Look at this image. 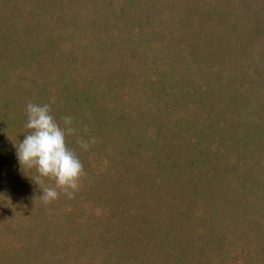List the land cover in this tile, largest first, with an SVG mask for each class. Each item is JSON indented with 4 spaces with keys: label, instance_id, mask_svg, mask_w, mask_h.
Returning <instances> with one entry per match:
<instances>
[{
    "label": "rangeland",
    "instance_id": "obj_1",
    "mask_svg": "<svg viewBox=\"0 0 264 264\" xmlns=\"http://www.w3.org/2000/svg\"><path fill=\"white\" fill-rule=\"evenodd\" d=\"M28 103L73 118L71 199ZM0 264H264V0H0Z\"/></svg>",
    "mask_w": 264,
    "mask_h": 264
},
{
    "label": "clouds",
    "instance_id": "obj_2",
    "mask_svg": "<svg viewBox=\"0 0 264 264\" xmlns=\"http://www.w3.org/2000/svg\"><path fill=\"white\" fill-rule=\"evenodd\" d=\"M25 111L27 119L24 127L31 131L16 145L18 160L23 167L35 169L37 175L33 179L39 186L42 178L54 179L55 186L41 188V197L45 202L59 196L57 189L69 199L73 198L79 190L78 181L84 174L79 156L66 144V136L78 131L73 127V118L64 116L61 126L51 113L49 104L28 103ZM95 142L94 137L86 139L77 135V143L83 150Z\"/></svg>",
    "mask_w": 264,
    "mask_h": 264
}]
</instances>
